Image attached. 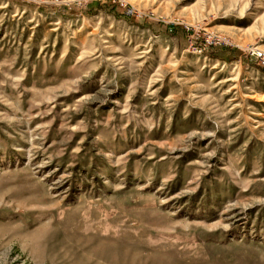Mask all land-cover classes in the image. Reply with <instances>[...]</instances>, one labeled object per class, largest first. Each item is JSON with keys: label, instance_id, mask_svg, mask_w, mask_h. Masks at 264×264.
Returning <instances> with one entry per match:
<instances>
[{"label": "rangeland", "instance_id": "rangeland-1", "mask_svg": "<svg viewBox=\"0 0 264 264\" xmlns=\"http://www.w3.org/2000/svg\"><path fill=\"white\" fill-rule=\"evenodd\" d=\"M262 60L264 0H0V264H264Z\"/></svg>", "mask_w": 264, "mask_h": 264}, {"label": "built area", "instance_id": "built-area-1", "mask_svg": "<svg viewBox=\"0 0 264 264\" xmlns=\"http://www.w3.org/2000/svg\"><path fill=\"white\" fill-rule=\"evenodd\" d=\"M208 44H209V45H210V44H211V45H216L215 42H214V44L208 42ZM208 44H206V42H205V43H204V46H205V47H208V46H207ZM209 47H211V46H209ZM253 53H254V54H255V53L257 54V56H258V57L256 56L257 58H259V57L262 56V55H261V52H260L259 50L253 51ZM259 59H260V58H259ZM260 63L264 66V60L260 61Z\"/></svg>", "mask_w": 264, "mask_h": 264}, {"label": "trees", "instance_id": "trees-1", "mask_svg": "<svg viewBox=\"0 0 264 264\" xmlns=\"http://www.w3.org/2000/svg\"><path fill=\"white\" fill-rule=\"evenodd\" d=\"M106 5H107V3H106Z\"/></svg>", "mask_w": 264, "mask_h": 264}]
</instances>
